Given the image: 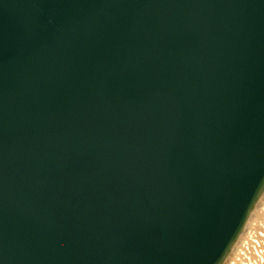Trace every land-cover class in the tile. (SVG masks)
I'll return each mask as SVG.
<instances>
[{"label": "water", "instance_id": "water-1", "mask_svg": "<svg viewBox=\"0 0 264 264\" xmlns=\"http://www.w3.org/2000/svg\"><path fill=\"white\" fill-rule=\"evenodd\" d=\"M264 199V0H0V264H226Z\"/></svg>", "mask_w": 264, "mask_h": 264}, {"label": "bare ground", "instance_id": "bare-ground-1", "mask_svg": "<svg viewBox=\"0 0 264 264\" xmlns=\"http://www.w3.org/2000/svg\"><path fill=\"white\" fill-rule=\"evenodd\" d=\"M236 258L237 264H264V199L226 264H233Z\"/></svg>", "mask_w": 264, "mask_h": 264}, {"label": "rangeland", "instance_id": "rangeland-1", "mask_svg": "<svg viewBox=\"0 0 264 264\" xmlns=\"http://www.w3.org/2000/svg\"><path fill=\"white\" fill-rule=\"evenodd\" d=\"M237 258H238V257H237ZM237 258L234 260L233 264H237V262H238V261H237Z\"/></svg>", "mask_w": 264, "mask_h": 264}]
</instances>
